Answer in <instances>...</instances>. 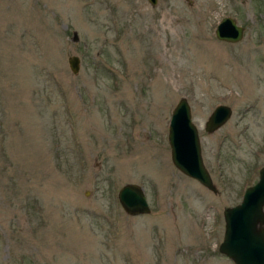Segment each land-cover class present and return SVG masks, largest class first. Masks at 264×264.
I'll return each mask as SVG.
<instances>
[{
  "label": "rangeland",
  "instance_id": "1",
  "mask_svg": "<svg viewBox=\"0 0 264 264\" xmlns=\"http://www.w3.org/2000/svg\"><path fill=\"white\" fill-rule=\"evenodd\" d=\"M182 97L215 193L171 163ZM263 163L264 0H0V264H233L222 211ZM126 183L149 212L121 209Z\"/></svg>",
  "mask_w": 264,
  "mask_h": 264
},
{
  "label": "water",
  "instance_id": "2",
  "mask_svg": "<svg viewBox=\"0 0 264 264\" xmlns=\"http://www.w3.org/2000/svg\"><path fill=\"white\" fill-rule=\"evenodd\" d=\"M151 5L156 0H147ZM243 29L229 17L224 16L215 25L216 39L237 42ZM76 40V35L73 37ZM68 67L76 73L79 58L67 57ZM231 109L224 104L216 105L204 122V130L211 133L222 126ZM167 142L173 166L185 176L196 180L206 189L215 193L209 171L204 165L199 137L191 121L190 106L185 98H179L171 110L167 127ZM117 201L121 209L129 215L149 212L145 192L140 185L126 183L118 188ZM264 164L258 171L256 182L243 191L238 203L225 207L222 211L224 230L218 251L229 258L233 264H264Z\"/></svg>",
  "mask_w": 264,
  "mask_h": 264
},
{
  "label": "flooded vegetation",
  "instance_id": "3",
  "mask_svg": "<svg viewBox=\"0 0 264 264\" xmlns=\"http://www.w3.org/2000/svg\"><path fill=\"white\" fill-rule=\"evenodd\" d=\"M258 170H259V169H258ZM257 178H258V175H257ZM256 180H257V179H256ZM256 180H255V181H256ZM255 181H254V182H255ZM254 182H253V183H254ZM253 183H252V184H253ZM218 245H219V244H218ZM217 249H218V246H217Z\"/></svg>",
  "mask_w": 264,
  "mask_h": 264
},
{
  "label": "bare ground",
  "instance_id": "4",
  "mask_svg": "<svg viewBox=\"0 0 264 264\" xmlns=\"http://www.w3.org/2000/svg\"><path fill=\"white\" fill-rule=\"evenodd\" d=\"M156 44V43H155ZM157 45V44H156Z\"/></svg>",
  "mask_w": 264,
  "mask_h": 264
}]
</instances>
